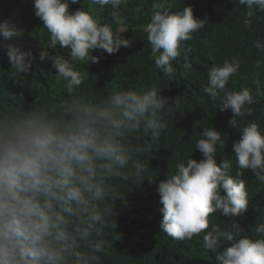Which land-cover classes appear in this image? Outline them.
Returning <instances> with one entry per match:
<instances>
[{"label": "clouds", "instance_id": "9594fccd", "mask_svg": "<svg viewBox=\"0 0 264 264\" xmlns=\"http://www.w3.org/2000/svg\"><path fill=\"white\" fill-rule=\"evenodd\" d=\"M126 2L88 0L99 8L110 5L113 9ZM80 3L33 0L34 15L49 34L48 48L67 49L70 57L41 50L39 59L51 63L71 100L64 105L0 109V264H101L102 255L123 240V234L114 231V203L123 199L119 191L129 182L142 183L149 171L142 159L149 154L145 137L156 141L166 127L163 114L172 105L158 95V89L93 95L79 91L84 77L72 61L98 63L99 57L91 54L94 50L111 55L130 44L88 10L69 11L70 4ZM239 3L264 11V0ZM112 15L115 18V11ZM206 23L194 17L190 6L178 12H154L145 31L155 66L163 75L172 76L171 62L180 55L181 42ZM22 33L11 20L0 22V49L6 50L15 73L28 74L34 58L19 42ZM255 47L264 51V42L258 40ZM189 66L186 62L185 67ZM239 68L236 58L211 67L203 92L211 100L224 92L220 111L230 109L234 117L243 118L251 115V109H246L253 103L251 92L248 88L225 91ZM229 124L236 127L237 120ZM241 131L233 144L234 175L230 160L217 164V146L225 144L221 132L209 127L199 132L195 142L203 159L188 157L177 163L175 172L156 188L162 232L178 240L204 232V247L218 253L216 264H264V223L255 227L261 237L255 239L238 223L231 228L214 223L208 230L210 215L236 218L247 210L242 170L250 169L264 183V133L252 121Z\"/></svg>", "mask_w": 264, "mask_h": 264}, {"label": "trees", "instance_id": "16d2710c", "mask_svg": "<svg viewBox=\"0 0 264 264\" xmlns=\"http://www.w3.org/2000/svg\"><path fill=\"white\" fill-rule=\"evenodd\" d=\"M189 6L195 18L207 23L194 32L191 39L181 42L180 55L171 62L173 74L168 77L156 68L147 35H142L140 30L145 29L155 11L178 12ZM81 8L88 10L100 23H110L114 34L121 35L130 44L111 55H101L100 50H94L91 54L99 57L98 63L72 61L84 77L79 91L93 95L102 91L155 88L159 90L158 95L169 99L172 105L163 114L166 127L159 138L152 141L150 136L145 137L149 154L142 159L149 164L147 175L140 185L129 182L119 191L123 199L114 203L117 221L114 231L122 233L123 240L114 243L113 249L102 255L101 264H216L218 253L204 247V232L183 240L162 232L156 188L159 181L175 172L177 163L188 157L198 162L203 159L195 150V142L203 128L213 127L221 132L225 147L217 146V164L223 159L230 160L233 175L237 170L233 144L240 139L241 128L252 121L258 123L264 133V51L255 47L258 40L264 42V11L256 6L249 9L239 0H127L118 9L110 5L99 8L88 0H81L80 4H70L69 11ZM5 20H11L23 31L19 42L24 50L32 52L34 59L30 73L17 74L6 50L0 49V109L22 110L42 104L68 103L71 94L67 93L65 82L56 77L50 62L39 59L41 50L70 58L68 50L59 46L48 48L49 34L34 15L33 0H0V22ZM118 22H122V31H119ZM0 42H3L2 37ZM232 58L239 60L240 68L229 78L225 91L248 88L253 97V103L246 105L251 115L243 118L234 117L230 109L220 111L224 92H220L216 100L203 92L209 69L222 66L224 60ZM257 61H260L259 67ZM186 62L190 65L187 68ZM233 118L237 120L236 127L229 124ZM242 171L247 210L236 218L219 213L210 215L208 230L214 223L222 228L238 223L252 238H261L255 233V227L264 223V183L257 180L250 169ZM108 236L110 238V232Z\"/></svg>", "mask_w": 264, "mask_h": 264}, {"label": "rangeland", "instance_id": "374dc122", "mask_svg": "<svg viewBox=\"0 0 264 264\" xmlns=\"http://www.w3.org/2000/svg\"><path fill=\"white\" fill-rule=\"evenodd\" d=\"M171 4H167V7H170ZM118 25H119V31H122L123 30V25H122V22H118ZM140 31H142V35H147L145 29H141Z\"/></svg>", "mask_w": 264, "mask_h": 264}]
</instances>
